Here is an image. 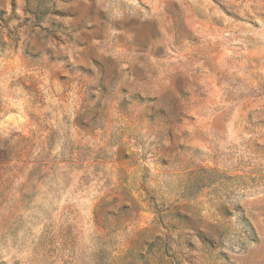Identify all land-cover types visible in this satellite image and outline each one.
<instances>
[{
	"label": "rangeland",
	"instance_id": "obj_1",
	"mask_svg": "<svg viewBox=\"0 0 264 264\" xmlns=\"http://www.w3.org/2000/svg\"><path fill=\"white\" fill-rule=\"evenodd\" d=\"M0 264H264V0H0Z\"/></svg>",
	"mask_w": 264,
	"mask_h": 264
}]
</instances>
